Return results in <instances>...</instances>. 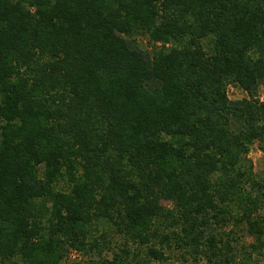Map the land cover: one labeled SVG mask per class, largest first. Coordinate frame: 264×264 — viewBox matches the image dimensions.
<instances>
[{"label": "trees", "instance_id": "trees-1", "mask_svg": "<svg viewBox=\"0 0 264 264\" xmlns=\"http://www.w3.org/2000/svg\"><path fill=\"white\" fill-rule=\"evenodd\" d=\"M260 85L264 0H0V264H258Z\"/></svg>", "mask_w": 264, "mask_h": 264}, {"label": "rangeland", "instance_id": "rangeland-1", "mask_svg": "<svg viewBox=\"0 0 264 264\" xmlns=\"http://www.w3.org/2000/svg\"><path fill=\"white\" fill-rule=\"evenodd\" d=\"M131 40H135L141 46V48L147 52L151 50H158L161 47H163V45L160 43H155L153 45H150L145 38L140 37V36L131 37ZM165 46H168V45L166 44ZM227 94L231 101L241 100L246 97L245 92L242 89H240L237 85H233V84L227 87ZM258 96L261 101H264V86L263 85L259 86ZM248 157L253 165V173L256 176H261L262 173L264 172V154L260 151L258 144H255L251 147ZM163 204L168 206V204L165 202ZM110 239L112 241V246L118 245V243L121 241L119 239V236L115 234L111 235ZM250 241H251L250 239H247V242H250ZM105 256L107 258H110L111 253L105 252ZM82 259L83 257L80 253L74 250H70L68 251L65 259L62 260L60 264H79V262ZM172 264H181V263L174 261ZM258 264H264V257L259 260Z\"/></svg>", "mask_w": 264, "mask_h": 264}]
</instances>
